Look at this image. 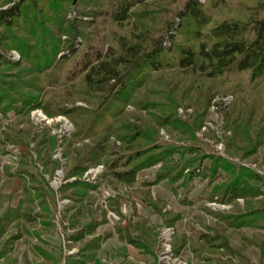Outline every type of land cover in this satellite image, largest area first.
<instances>
[{"label": "trees", "instance_id": "16d2710c", "mask_svg": "<svg viewBox=\"0 0 264 264\" xmlns=\"http://www.w3.org/2000/svg\"><path fill=\"white\" fill-rule=\"evenodd\" d=\"M80 4L92 8L80 13L96 16L93 21L105 8L107 20L97 48L91 42L92 33L85 31L86 22L67 17L70 9ZM83 39L85 49L80 48ZM11 50L18 52L19 61L8 57ZM243 74L248 75L251 90L257 93L264 84V0H0V114L4 119L10 118L9 114L15 118L4 129L0 126V155L8 153V144L18 147L38 141L36 161L20 153L16 164L4 166L2 171L5 185L15 177L22 181L23 197L12 203L0 184V208L4 209L0 216V259L26 233L39 242L33 250L41 261L33 264H59L41 238L42 229L56 226L57 206L44 190L49 186L44 175L52 176L60 162L42 152L53 150L57 138L46 130L38 135L31 129H16L30 123L34 109L48 118L64 116L72 124L70 141L62 140L69 148L64 156L73 144L88 140L74 148L72 165L66 170L65 179L75 180L58 189L61 199L70 200L64 213L81 204L98 186L81 180L89 167L102 165V180L115 189L120 184H134L141 174L157 166L152 178L142 181L143 188L166 180L173 191L180 189L187 194L193 181L202 177L207 180L209 201L223 205L243 201L241 210L212 212L221 223L232 229L264 230V205L252 202L263 194L264 176L209 152L197 136L216 97L243 92L236 80ZM78 102L84 105H75ZM250 108L253 112V105ZM259 110L256 124L252 112L246 118L234 119L231 111H226L224 129L231 136L217 140L230 155L240 153L242 160L264 145V124L259 122H264V110L261 106ZM160 129L170 141L161 139ZM37 160L42 165L39 178L29 170ZM146 205L168 228L175 229L182 218L178 212L163 210L151 197ZM67 220V226H73L76 214ZM29 223H38L39 228L27 226ZM104 223L105 219L95 220L66 239L81 241ZM9 227H15V232L8 234ZM130 230L138 234L133 236ZM225 230L224 226L207 227L199 239L204 247L233 253ZM116 233L120 240L149 256L152 261L148 264H160L156 227L128 223L117 227ZM109 237L95 235L82 243L78 252L63 254L64 264L93 262ZM187 243L185 234H175L172 257L179 258ZM200 260L202 264H232L202 255Z\"/></svg>", "mask_w": 264, "mask_h": 264}, {"label": "rangeland", "instance_id": "374dc122", "mask_svg": "<svg viewBox=\"0 0 264 264\" xmlns=\"http://www.w3.org/2000/svg\"><path fill=\"white\" fill-rule=\"evenodd\" d=\"M247 3L251 2L247 1ZM76 9H70L67 17L70 19L80 17L86 22L85 31L92 33L91 42L97 48L107 20L105 8H102L101 16L97 17L94 21L93 18L96 16H85L80 13L81 11L89 12L92 8H85L80 4L76 6ZM224 12L227 11L225 10ZM65 38L63 35L62 39L65 40ZM164 44H168V41H165ZM80 48H86L85 39H83ZM7 55L12 61H19L20 59L18 52L15 50H11ZM236 80L241 82L243 92L240 95L237 93L234 97H216L213 101V106L209 109L204 127L197 132V136L209 152H217L219 155L228 157L230 161L254 169L264 176V145L260 146L255 154L241 160L240 153L230 155L222 142L217 140V137L224 139L231 136L230 131L224 129L225 119L223 117H225L226 111H231V118H246L252 112L250 105H253V124H256L259 116L258 113L261 112L259 106H261V110H264V84L256 93L251 90L247 74L237 77ZM75 105L84 104L78 102ZM126 109L128 111L132 110L131 107H127ZM190 112L191 110H189ZM11 115H8L10 118L4 119L0 114L1 129H4L7 124L15 121V118ZM29 119L30 123L19 124L16 129H31L32 133L38 135L46 130L50 135L57 138V146L53 150L46 148L42 152L44 156H50L51 159L60 162V168L56 169L52 176L44 175L49 183V186L44 187V190L57 206L55 213L56 226L47 230L42 229L41 238L47 243L45 247L54 252L56 258L59 260V264H64L62 260L63 254L78 252L82 243L95 235H109L110 237L102 244L94 261L86 264H148L152 261L149 256L142 254L139 249H136L126 241L120 240L116 233L117 227L124 228L128 223L134 224L135 222H139L148 228L156 227L158 229L159 241L156 253L160 264H202L200 260L201 255L203 257L221 258L224 262H231L232 264L264 263V255H262L264 230L253 227L232 229L221 223L212 212L227 213L241 210L243 209V201L240 199L235 203L226 205L209 201L207 199V191H209L206 185L207 180L202 177H198L193 181L192 187L187 194H184L180 189L177 192L173 191L171 184L166 180L157 185L143 188L142 181L152 178L153 173L157 169L156 166L141 174L134 184L130 186L120 184L113 189L110 184L101 178L103 166H91L84 172L81 180L97 184L98 186L96 189L89 191L88 197L81 204H77L68 213H64V207L70 204V200L61 199L58 189L61 184L75 180V177L65 179L66 170L72 165L71 158L75 155L74 148L79 149L83 144L88 143V140L78 144L75 143L73 146L71 145L72 148H70L71 150L68 151L69 153L66 157L64 156V151L69 148H67L66 141L62 142V140L67 138L70 141L69 138L73 132V126L68 119L64 116L48 118L40 109L32 110ZM259 122L260 125L264 124L263 121ZM159 133L163 141H170L168 134L163 129H160ZM37 142V140L30 141L28 146L18 147L8 144L5 147L8 153L0 155V184H3L2 192L11 198L12 203L23 197L22 181L18 177H15L10 185H5L6 176L2 172L3 168L4 166H14L20 153L28 156L29 160L33 156V160L36 161L35 145ZM235 142L239 144L237 138H235ZM204 164L207 165L208 162L206 161ZM29 170L37 175L42 170V165L37 160L36 164H30ZM37 177L39 178L38 175ZM261 190L263 194L254 198L252 200L253 204L264 205L263 185H261ZM149 197L155 201H159V205L163 210L178 212L182 215L181 220L176 223L175 229L162 225L160 215L152 207L146 205V200ZM3 211L4 209L0 208V216ZM34 211H39L37 206H34ZM74 213L76 214L77 222L73 226H67V217ZM102 219H105L106 223L100 225L93 235H87L76 243L66 239V236L77 232L81 228H87L95 220L99 221ZM27 226L39 228L38 223H29ZM219 226L225 227V234L229 238V245L233 253L223 254L221 249L215 250L204 247V241L199 239L207 227L219 229ZM15 230V227H9L7 231L9 234L15 232ZM130 232L133 236L138 234L132 230ZM175 234H185L187 236L188 243L179 258L172 257L171 252V240ZM38 243L33 236L23 233L21 239L14 243L12 251L0 259V264H33L35 261H41L33 250V245ZM193 248L197 249L196 253L192 252Z\"/></svg>", "mask_w": 264, "mask_h": 264}]
</instances>
